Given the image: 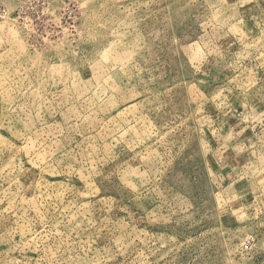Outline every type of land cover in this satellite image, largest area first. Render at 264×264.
Here are the masks:
<instances>
[{"label":"rangeland","instance_id":"obj_1","mask_svg":"<svg viewBox=\"0 0 264 264\" xmlns=\"http://www.w3.org/2000/svg\"><path fill=\"white\" fill-rule=\"evenodd\" d=\"M220 130L264 136V0H0V264H264Z\"/></svg>","mask_w":264,"mask_h":264},{"label":"crops","instance_id":"obj_2","mask_svg":"<svg viewBox=\"0 0 264 264\" xmlns=\"http://www.w3.org/2000/svg\"><path fill=\"white\" fill-rule=\"evenodd\" d=\"M244 129H248V126ZM217 135L221 137L220 139L227 143L228 149H232L235 145L240 146L241 150L243 149L244 152L239 155L240 157L250 158V154L254 157L255 162H259L260 160H264V136H262L261 130H220L216 132ZM248 144V146H247ZM257 154H261L258 156ZM249 155V156H248ZM248 162H251L249 160ZM238 176L237 180L239 182H243L246 184L249 196L252 197L254 205L259 208L260 213L264 217V189L263 183L258 178V176H249L246 175L245 172ZM243 178V180H241Z\"/></svg>","mask_w":264,"mask_h":264},{"label":"built area","instance_id":"obj_3","mask_svg":"<svg viewBox=\"0 0 264 264\" xmlns=\"http://www.w3.org/2000/svg\"><path fill=\"white\" fill-rule=\"evenodd\" d=\"M249 246H250L249 241L243 243V248H244V249H248Z\"/></svg>","mask_w":264,"mask_h":264}]
</instances>
